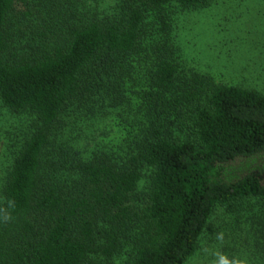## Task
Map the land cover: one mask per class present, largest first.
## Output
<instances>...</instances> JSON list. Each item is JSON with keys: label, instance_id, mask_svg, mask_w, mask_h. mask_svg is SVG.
<instances>
[{"label": "trees", "instance_id": "obj_1", "mask_svg": "<svg viewBox=\"0 0 264 264\" xmlns=\"http://www.w3.org/2000/svg\"><path fill=\"white\" fill-rule=\"evenodd\" d=\"M212 2L0 0V264H264V94L171 39Z\"/></svg>", "mask_w": 264, "mask_h": 264}, {"label": "rangeland", "instance_id": "obj_2", "mask_svg": "<svg viewBox=\"0 0 264 264\" xmlns=\"http://www.w3.org/2000/svg\"><path fill=\"white\" fill-rule=\"evenodd\" d=\"M172 17L171 39L182 70L212 78L220 85L264 94V0H213L205 9L174 8ZM0 116L10 129L25 122L14 123L15 117L1 110ZM117 131L115 127L111 137H116ZM4 175L0 168V187ZM227 221L223 210L213 218L215 225ZM218 241L219 245L204 240L189 264H227L228 257L221 253L224 241Z\"/></svg>", "mask_w": 264, "mask_h": 264}]
</instances>
